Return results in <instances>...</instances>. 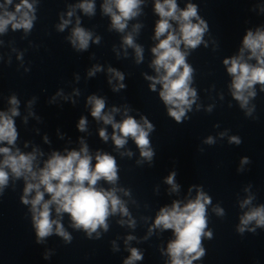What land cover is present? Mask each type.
Listing matches in <instances>:
<instances>
[{
	"label": "clouds",
	"instance_id": "9594fccd",
	"mask_svg": "<svg viewBox=\"0 0 264 264\" xmlns=\"http://www.w3.org/2000/svg\"><path fill=\"white\" fill-rule=\"evenodd\" d=\"M142 0H105L102 5L103 13L111 17L112 28L118 32H124L127 28V22L140 14ZM13 0H5L0 4V34L5 33L9 25L15 30L23 29L26 33L33 28L35 8L29 0H20L15 4L14 11L7 9L12 5ZM78 7L87 15H94L95 5L91 0H84ZM155 13L159 20L155 26V39L159 43L151 49L155 59L152 61V67L158 74L155 77L146 76V79L152 81L150 90L155 92L156 85L160 84L162 89L159 92V98L167 108V114L177 123H182L186 112L191 110L192 104L196 99V90L190 87L194 69L186 62L189 55L187 51L181 50V44L185 49L195 50L202 42L204 33L208 25L198 16L197 5L189 3L186 8H178L176 0H155ZM69 17L73 15L72 11L67 13ZM193 18L198 22L193 23ZM170 21L178 24V31L173 28ZM70 23L69 20H63L59 25V30ZM77 26L72 31L70 37L71 44L77 50H87L89 42L92 40V33L80 27L79 18ZM140 25H134L133 30L137 31ZM161 37H164L161 39ZM99 43V37L96 38ZM124 44L135 50L136 62L143 60V49L134 43L131 34L124 37ZM206 46V45H205ZM250 52L249 60L255 59L256 64H250L244 60V51ZM227 66V72L232 76V95L240 102L241 108H246L250 97H255L254 85L260 84L264 91V30L257 29L247 31L243 37V47L240 49V55L227 58L223 61ZM99 68L89 72L94 75ZM120 81L124 80V75L115 69H109ZM111 83V81H109ZM123 83L114 88L119 91L124 88ZM12 107L8 112H0V143L15 145L18 138V132L13 117L19 116V101L16 96L9 100ZM31 103V102H30ZM88 103L92 105L91 115L97 120H102L104 124H110L113 128L112 140L117 148H123L127 143V138L131 137L137 147L140 149V155L143 160L151 162L155 155L150 146L149 134L154 131V125L146 117H141L143 123L138 122L134 117L127 116L124 120L117 123L111 113L103 114L105 108L104 99L96 96H90ZM254 110L249 109L247 114L251 115ZM119 109L113 108L112 112ZM127 111V110H126ZM26 122V118H25ZM87 121L81 118L77 125L81 132L86 130ZM99 135L104 141L108 140L105 129H100ZM208 144L214 143L209 137ZM231 143H241L238 137H231ZM79 151H68L66 155L59 152H53L51 157L44 162L42 168L34 170L36 161L35 151L32 153H22L19 149L15 151L11 147H0V155L3 160L0 161V194L9 182V170L15 179L23 177L25 187L21 201L24 205H31L32 223L35 229L36 242L43 243L45 239L54 232L63 238L66 243H71L72 236L64 229L60 219H52V206L55 205L57 217L67 213L72 220V226L76 229H83L89 238L92 233L97 232L98 228L108 230L107 219L117 213L122 216H129V211L117 195L115 187L104 189L97 187L98 181L104 180L111 185L118 181V166L116 159L107 154L97 152L95 155V164L93 157L89 154L87 144L81 140ZM123 155V153H122ZM128 156L132 153L129 151ZM141 163V161H137ZM241 163H248L244 158ZM7 169V170H6ZM176 173L172 172L167 178L166 183L172 186V191H177L179 186L175 183ZM125 195L129 192L124 189ZM35 192V195L29 199V194ZM48 194L49 199H45ZM252 197L244 200L241 207L251 203ZM211 203V198L203 191H198L194 200L188 201L181 206L179 201H174L171 207H162L156 215L154 224L149 229L151 233L155 228L163 230H173L175 239L167 245V254L170 257V264H193V261L201 259L205 255V249L201 246V238L206 236L212 239L213 233L205 231L207 228L206 205ZM218 215H223V209L216 208ZM255 221L257 227H264V206L255 207L245 213L240 218L238 232L243 233L246 226ZM118 223L123 225L124 220ZM129 227L135 226V221H127ZM255 232V228L248 229ZM97 238L99 233L97 232ZM134 237L129 236L127 240ZM127 242V241H126ZM131 255L124 261V264H133L134 261L142 260V253L136 248L130 249ZM48 258V255H45Z\"/></svg>",
	"mask_w": 264,
	"mask_h": 264
}]
</instances>
